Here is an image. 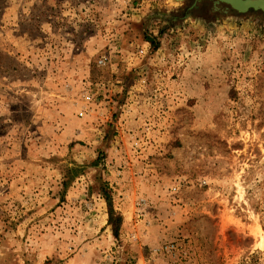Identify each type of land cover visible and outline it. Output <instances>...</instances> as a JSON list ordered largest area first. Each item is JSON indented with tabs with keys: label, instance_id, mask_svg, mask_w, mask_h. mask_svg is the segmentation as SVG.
<instances>
[{
	"label": "rangeland",
	"instance_id": "rangeland-1",
	"mask_svg": "<svg viewBox=\"0 0 264 264\" xmlns=\"http://www.w3.org/2000/svg\"><path fill=\"white\" fill-rule=\"evenodd\" d=\"M0 264H264V13L0 0Z\"/></svg>",
	"mask_w": 264,
	"mask_h": 264
},
{
	"label": "trees",
	"instance_id": "trees-1",
	"mask_svg": "<svg viewBox=\"0 0 264 264\" xmlns=\"http://www.w3.org/2000/svg\"><path fill=\"white\" fill-rule=\"evenodd\" d=\"M262 13L261 11H258ZM145 40L148 41L154 48L157 47V41L152 34L145 36ZM98 159L92 162V165H97ZM80 166H73L68 168L64 175V180L62 182L63 187H67L68 181L76 177V174L80 170ZM98 191L101 196L104 198L107 204V213H108V224L112 226V233L115 237L118 236V231L122 223V217L119 213H116L112 207V198L110 194V189L105 181H100Z\"/></svg>",
	"mask_w": 264,
	"mask_h": 264
},
{
	"label": "water",
	"instance_id": "water-1",
	"mask_svg": "<svg viewBox=\"0 0 264 264\" xmlns=\"http://www.w3.org/2000/svg\"><path fill=\"white\" fill-rule=\"evenodd\" d=\"M198 1V0H195ZM214 3H224L239 13L249 10L261 11L264 13V0H212Z\"/></svg>",
	"mask_w": 264,
	"mask_h": 264
},
{
	"label": "built area",
	"instance_id": "built-area-1",
	"mask_svg": "<svg viewBox=\"0 0 264 264\" xmlns=\"http://www.w3.org/2000/svg\"><path fill=\"white\" fill-rule=\"evenodd\" d=\"M104 61H105L104 56L98 59L99 64H104ZM84 97L86 98V100H89L91 98L89 94L84 95ZM176 249H177V246L174 242H168L156 248L155 251L156 252L159 251L160 253L165 254V253H173Z\"/></svg>",
	"mask_w": 264,
	"mask_h": 264
},
{
	"label": "flooded vegetation",
	"instance_id": "flooded-vegetation-1",
	"mask_svg": "<svg viewBox=\"0 0 264 264\" xmlns=\"http://www.w3.org/2000/svg\"><path fill=\"white\" fill-rule=\"evenodd\" d=\"M196 2V1H195Z\"/></svg>",
	"mask_w": 264,
	"mask_h": 264
}]
</instances>
